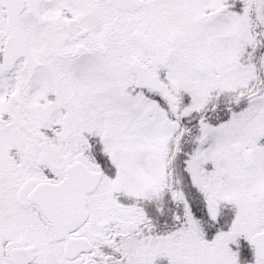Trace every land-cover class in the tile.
<instances>
[{"label": "snow or ice", "instance_id": "6c2138e0", "mask_svg": "<svg viewBox=\"0 0 264 264\" xmlns=\"http://www.w3.org/2000/svg\"><path fill=\"white\" fill-rule=\"evenodd\" d=\"M0 264H264V0H0Z\"/></svg>", "mask_w": 264, "mask_h": 264}]
</instances>
